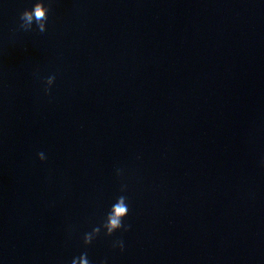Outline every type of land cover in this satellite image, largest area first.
I'll return each mask as SVG.
<instances>
[{"label":"clouds","instance_id":"1","mask_svg":"<svg viewBox=\"0 0 264 264\" xmlns=\"http://www.w3.org/2000/svg\"><path fill=\"white\" fill-rule=\"evenodd\" d=\"M48 12L49 7L45 5L44 0H36L33 6L28 9L25 8L19 16V29L24 31H30L33 29V25L35 24L38 31L43 33L46 31V23L48 21ZM55 80V74L49 75L46 80V85L48 88L51 87ZM48 88L45 91H48ZM40 160H45L44 152L38 153ZM126 190V185L121 186V191ZM129 213V203L127 197L121 195L117 197L116 202L111 206L105 222L103 224V228L106 230L105 235L111 236L114 232L123 229L124 231H128L131 228V225H125L123 223L125 217ZM100 233V227H95L92 229L90 233H85L83 242L85 245H90L93 240ZM113 247H119L121 251L124 250V242L123 240H118L113 244ZM71 264H90L87 253H82L80 257L74 258L71 261ZM101 264H106V261H102Z\"/></svg>","mask_w":264,"mask_h":264}]
</instances>
